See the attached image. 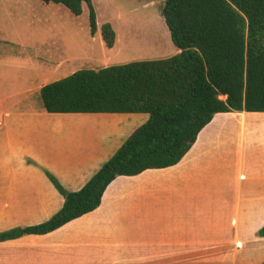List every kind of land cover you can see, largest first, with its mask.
I'll use <instances>...</instances> for the list:
<instances>
[{
    "label": "crops",
    "instance_id": "0c3cea01",
    "mask_svg": "<svg viewBox=\"0 0 264 264\" xmlns=\"http://www.w3.org/2000/svg\"><path fill=\"white\" fill-rule=\"evenodd\" d=\"M17 1L31 25L0 0V233L62 210L45 171L80 191L150 118L49 113L42 89L90 61L88 36L70 16L35 17L29 0ZM245 115L256 118L243 129ZM263 227L264 113H224L178 165L119 177L96 211L0 242V264H264Z\"/></svg>",
    "mask_w": 264,
    "mask_h": 264
},
{
    "label": "trees",
    "instance_id": "16d2710c",
    "mask_svg": "<svg viewBox=\"0 0 264 264\" xmlns=\"http://www.w3.org/2000/svg\"><path fill=\"white\" fill-rule=\"evenodd\" d=\"M75 17L89 9L91 36L99 31L93 0H42ZM162 15L178 54L100 70L86 69L41 91L52 114H146L116 154L83 189L70 192L48 171L64 207L38 226L0 233V242L47 235L101 207L119 177L178 165L200 133L224 113H264V0H163ZM114 49L112 24L101 27ZM264 238V227L257 232Z\"/></svg>",
    "mask_w": 264,
    "mask_h": 264
},
{
    "label": "rangeland",
    "instance_id": "374dc122",
    "mask_svg": "<svg viewBox=\"0 0 264 264\" xmlns=\"http://www.w3.org/2000/svg\"><path fill=\"white\" fill-rule=\"evenodd\" d=\"M29 1L30 5L34 7L35 17L39 15V18H44V16L50 18L59 15L64 21L71 22L73 20L82 28L83 41L85 33H87L90 61H87V64L84 62L80 65L83 66L81 70H100L106 67L129 64L134 61L163 60L178 54L162 15L163 0H93L98 16V24L101 26L106 23L112 24L119 36V44L115 51L108 49L104 43L102 44V37L101 40L91 37L87 6L84 8V14L81 17H75L62 5H48L44 4L42 0ZM20 6L21 4H18L17 0H13V2L8 3L6 9L12 17L19 20L26 18V24H28L29 13L22 14L19 10ZM69 16L72 20L68 18ZM100 36L102 35L100 34ZM93 56L97 57L95 62L91 60ZM243 118L245 120L240 125L244 129L252 126L246 119L256 117L245 115Z\"/></svg>",
    "mask_w": 264,
    "mask_h": 264
},
{
    "label": "built area",
    "instance_id": "2783aa9c",
    "mask_svg": "<svg viewBox=\"0 0 264 264\" xmlns=\"http://www.w3.org/2000/svg\"><path fill=\"white\" fill-rule=\"evenodd\" d=\"M0 125H1V123H0Z\"/></svg>",
    "mask_w": 264,
    "mask_h": 264
}]
</instances>
